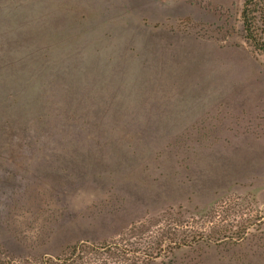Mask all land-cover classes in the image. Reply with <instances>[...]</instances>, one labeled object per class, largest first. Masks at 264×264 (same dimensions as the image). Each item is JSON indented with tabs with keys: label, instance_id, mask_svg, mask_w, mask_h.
I'll return each mask as SVG.
<instances>
[{
	"label": "rangeland",
	"instance_id": "374dc122",
	"mask_svg": "<svg viewBox=\"0 0 264 264\" xmlns=\"http://www.w3.org/2000/svg\"><path fill=\"white\" fill-rule=\"evenodd\" d=\"M244 2L0 0V241L264 264V51Z\"/></svg>",
	"mask_w": 264,
	"mask_h": 264
},
{
	"label": "trees",
	"instance_id": "16d2710c",
	"mask_svg": "<svg viewBox=\"0 0 264 264\" xmlns=\"http://www.w3.org/2000/svg\"><path fill=\"white\" fill-rule=\"evenodd\" d=\"M259 5V0H245L242 16L246 37L256 48L264 51V43L256 38V28L253 24V16L259 9ZM178 235L180 236V234ZM176 243L178 247L184 245V241ZM130 251L122 243L116 241L95 243L89 240H78L56 255L45 252L21 253L0 241V264H96L98 261H100L99 264H107L105 256L111 257V259H124L126 253ZM154 254L155 252L150 250L145 253V256L154 258Z\"/></svg>",
	"mask_w": 264,
	"mask_h": 264
}]
</instances>
